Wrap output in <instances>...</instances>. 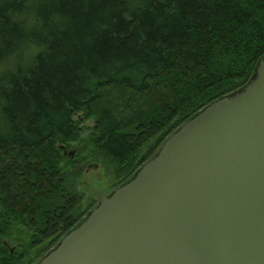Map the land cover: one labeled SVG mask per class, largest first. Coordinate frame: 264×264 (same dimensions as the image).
<instances>
[{
  "label": "trees",
  "instance_id": "obj_1",
  "mask_svg": "<svg viewBox=\"0 0 264 264\" xmlns=\"http://www.w3.org/2000/svg\"><path fill=\"white\" fill-rule=\"evenodd\" d=\"M262 60L264 0H0V264L89 217L86 164L109 197Z\"/></svg>",
  "mask_w": 264,
  "mask_h": 264
},
{
  "label": "water",
  "instance_id": "obj_2",
  "mask_svg": "<svg viewBox=\"0 0 264 264\" xmlns=\"http://www.w3.org/2000/svg\"><path fill=\"white\" fill-rule=\"evenodd\" d=\"M37 264H264V60Z\"/></svg>",
  "mask_w": 264,
  "mask_h": 264
},
{
  "label": "rangeland",
  "instance_id": "obj_3",
  "mask_svg": "<svg viewBox=\"0 0 264 264\" xmlns=\"http://www.w3.org/2000/svg\"><path fill=\"white\" fill-rule=\"evenodd\" d=\"M85 197L89 203H98L112 191V182L98 165L88 163L82 174Z\"/></svg>",
  "mask_w": 264,
  "mask_h": 264
}]
</instances>
